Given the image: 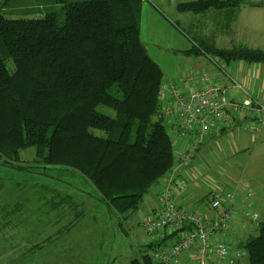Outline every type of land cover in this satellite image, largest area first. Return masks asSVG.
Here are the masks:
<instances>
[{
	"label": "trees",
	"instance_id": "1",
	"mask_svg": "<svg viewBox=\"0 0 264 264\" xmlns=\"http://www.w3.org/2000/svg\"><path fill=\"white\" fill-rule=\"evenodd\" d=\"M243 3L195 0L176 9L194 14L229 9L232 21ZM142 4L68 3L63 23L53 13L9 19L0 10V165L28 171L20 165V152L33 148V164L80 174L113 213L139 209L174 166L171 139L158 117L163 74L141 41ZM197 47L188 54L203 50L226 62L264 63L260 50ZM243 248L248 264H264V220ZM130 264L153 261L145 253Z\"/></svg>",
	"mask_w": 264,
	"mask_h": 264
},
{
	"label": "rangeland",
	"instance_id": "2",
	"mask_svg": "<svg viewBox=\"0 0 264 264\" xmlns=\"http://www.w3.org/2000/svg\"><path fill=\"white\" fill-rule=\"evenodd\" d=\"M84 1L87 0H0V10L8 12L5 15L9 19H42L46 14L53 13L59 23H63V6ZM153 2L143 0L140 27L142 42L149 56L156 59L153 52L160 51V47H154L153 39L146 37L145 26H155L143 11L144 5L152 6L153 12L174 25L177 32L188 35L187 37L191 34L186 28H182L181 22H175L169 6ZM157 20L158 32L172 35L163 21ZM171 66L172 63L162 66L163 83L172 81L165 76V72L169 75L174 73L166 70ZM175 69V73L186 70L179 63L175 65ZM98 110L113 115L104 107H98ZM198 137L201 143L196 144L197 150L187 165L180 163V158L192 146L191 141H186V138L179 141L171 139L174 165H181V178L187 184L186 198L190 199L189 196L194 195L192 203L195 207L191 204V209L182 204L183 208L205 212L209 210L212 193L229 192L237 189V186L240 193H247L248 190L252 192L250 202H253L254 196L259 192L264 194V131L258 138L239 128L214 138ZM34 158L33 148L20 152V165L28 168V171L0 165V260L1 252H5L7 257L4 264H39L35 252L37 248L34 250L37 243L36 247L45 244L38 253L55 245L67 244L74 248L77 257L70 264L81 262V259L82 262L78 264H130L145 253L152 256L158 242L145 235L141 223L151 214V204L147 201H150L151 195L155 196L154 186L144 196L137 211L117 215L102 203L93 204V200L98 199L99 195L80 174L52 167L45 169L33 164ZM237 207L241 220L230 235L228 245L231 249L243 248L248 237L257 235L258 223L250 222L245 211L264 215V207L241 206L238 199L234 201V208ZM244 224L254 229L245 234L241 228ZM23 227L30 228L31 231L24 230ZM24 235H30L29 239L37 243L29 244L21 250L16 244L23 241ZM171 243L172 240L167 242ZM10 259L13 260L9 262ZM152 261L156 264L153 259Z\"/></svg>",
	"mask_w": 264,
	"mask_h": 264
},
{
	"label": "built area",
	"instance_id": "3",
	"mask_svg": "<svg viewBox=\"0 0 264 264\" xmlns=\"http://www.w3.org/2000/svg\"><path fill=\"white\" fill-rule=\"evenodd\" d=\"M188 81L202 87L186 94L176 82L161 86L158 117L166 124L170 139L179 141L191 134H217L232 127L256 138L260 136L264 127V102L249 96L229 100L226 89L210 84L211 78L206 73L189 75ZM196 144L188 147L181 157L183 164L193 157ZM160 180L166 186L156 194L155 208L141 223L145 235L158 242L151 256L156 264H183V257H188L192 264H248L246 249H231L229 242L214 240V236L225 233L230 237L234 233V201L241 198V206L249 207L250 190L240 193L237 186L229 192L212 193L209 210L203 214L178 206L170 187L172 180L165 176ZM177 185L179 190L184 188V183ZM245 216L252 223L264 220V215L248 210ZM169 240L171 244H167Z\"/></svg>",
	"mask_w": 264,
	"mask_h": 264
},
{
	"label": "crops",
	"instance_id": "4",
	"mask_svg": "<svg viewBox=\"0 0 264 264\" xmlns=\"http://www.w3.org/2000/svg\"><path fill=\"white\" fill-rule=\"evenodd\" d=\"M149 1L150 0H148V2ZM153 1V3L161 4L162 6H169L171 13L174 15L175 22H177V24H180L181 22L182 28H186L191 34L190 37H187L188 35L185 36L180 32H177L174 25H170L169 22L166 21L163 17L153 12L152 6L150 7L144 5L143 11L146 13L148 20L153 22L155 26V28L148 25L145 26L146 37L149 40L153 39L152 43L154 47H160V51H158L157 53L153 52L156 58L153 60L159 65L161 71L163 64L167 65L169 63H172V66L166 70H172L174 71V73L172 75H169L165 72V76L170 77V80H172L170 82L178 83L181 86L183 92L188 94L192 90L202 87V84L200 83L190 84L188 81V76L196 75L197 73H206L211 78L210 84H213L215 86H222L226 89L227 97L229 100H242L245 98V96H249L252 99L264 102V63L249 64L244 61L226 62L224 60L217 59L208 55L203 50H200L198 54H188L192 47L198 48L197 44H200L202 48H210L212 46H215L218 49L229 50L233 48L244 47L251 50L264 51V6L255 5L257 3L264 2V0H244L245 3H243L238 7L237 10L234 11L236 16L232 21L228 20V14H232V11L229 9H211L201 14L179 12L176 9V5L179 3L192 2L195 0ZM11 11L14 10L11 9ZM157 19L163 21V25H166V27L171 31L172 35H168L166 32H158V30L156 29V26L158 25ZM158 42H161V44H159ZM177 63L181 65V68H186V70L184 72L182 71L179 73H175V71H177V69H175V65H177ZM237 86H239L240 89L237 88ZM234 129H236V127H232L217 134L208 133L204 136L214 138L217 135L231 132ZM263 131L264 127L262 129V132ZM262 132L260 133V135L262 134ZM186 141H191L190 143L192 144L197 142L198 144L201 143L198 135L196 134L189 135L186 138ZM180 166L181 165H174L171 171L168 172L165 177L168 180H172L170 187H172V190L174 192L177 205L182 207V204H185L188 206V208L192 209V201L194 200V195L191 194L189 196L190 199L186 198L187 194H185V192L187 191V184L181 178ZM181 183H184V188H182V190H179L177 188V184ZM165 186L166 184L161 182V180H159L154 185L156 190L155 196L151 195V202L147 201L148 204H151L150 211L155 208L156 194ZM84 199L86 198H83V200ZM238 200L241 205L242 199L239 198ZM96 202L101 203L98 201V199H94L93 204ZM250 206L260 209L264 207V194L262 192H259L257 196H254L253 202L251 201ZM207 211L202 213L207 214ZM240 220L241 214L239 212V208H234L233 225L235 230L236 225H238L237 222H239ZM27 226L31 227L30 225ZM241 228L244 230L245 234L254 229L248 224H244V226L242 225ZM23 229L29 232L31 231L30 228L28 229L26 227H23ZM24 236L25 237L23 241H18L16 244L21 250L25 249L29 244L37 243L29 239V237H31L30 235ZM214 240L224 242L231 241L228 234L225 233L216 234L214 236ZM39 250L41 249L35 250V252H37L36 259L39 264H70V262L77 257V253L74 248L69 247L67 244L55 245L41 253H38ZM1 254L2 258L0 260V264H4L6 262L5 259L7 256L5 252H1ZM49 256H51L52 258L50 259ZM12 260L13 259H10L9 262H11ZM182 261L183 264H192L188 257H183ZM81 262L75 261L71 264H78Z\"/></svg>",
	"mask_w": 264,
	"mask_h": 264
},
{
	"label": "water",
	"instance_id": "5",
	"mask_svg": "<svg viewBox=\"0 0 264 264\" xmlns=\"http://www.w3.org/2000/svg\"><path fill=\"white\" fill-rule=\"evenodd\" d=\"M256 6H264V2L255 4Z\"/></svg>",
	"mask_w": 264,
	"mask_h": 264
}]
</instances>
